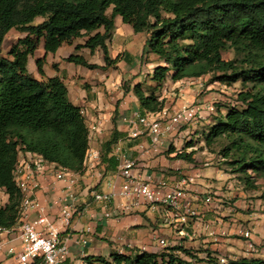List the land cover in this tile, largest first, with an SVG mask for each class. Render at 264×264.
<instances>
[{
	"label": "trees",
	"instance_id": "obj_1",
	"mask_svg": "<svg viewBox=\"0 0 264 264\" xmlns=\"http://www.w3.org/2000/svg\"><path fill=\"white\" fill-rule=\"evenodd\" d=\"M108 9L109 16L105 14ZM46 16L33 24L36 18ZM116 16L134 33L147 35L140 58L146 54L156 58L148 74L154 85L144 90L137 82L131 90H124L132 92L142 114L164 109V101L156 93L167 81L212 74L213 82L227 87L240 82L242 88L235 96L239 105L229 106L218 118L209 116L210 124L201 139L245 187L255 190V181L264 179V0H0V190L8 197L0 208V229H12L19 221L23 196L14 183L13 171L20 152L81 173L89 149L82 109L69 101L60 77L45 76L44 59L36 60L41 79L32 78L26 68L29 57L41 40L47 54L85 38L75 49L101 50L105 67L120 60L128 63L131 56L127 52L114 59L108 56L106 41ZM11 30L24 36L4 57L1 45ZM228 49L240 57L239 64L222 58ZM65 62L88 70L104 68L77 54L69 55ZM116 115L115 110L113 124ZM116 135L114 129L104 144V154ZM172 152L177 160L193 161L192 153L184 149ZM177 252L192 256L186 249L168 247L157 253L87 256L83 264H188ZM205 262L264 264V259L240 257L221 262L208 254Z\"/></svg>",
	"mask_w": 264,
	"mask_h": 264
},
{
	"label": "crops",
	"instance_id": "obj_2",
	"mask_svg": "<svg viewBox=\"0 0 264 264\" xmlns=\"http://www.w3.org/2000/svg\"><path fill=\"white\" fill-rule=\"evenodd\" d=\"M111 13V9H110ZM110 13L108 15H110ZM106 14V13H105ZM12 31V30H11ZM10 31V32H11ZM131 27L125 25L119 16L114 18V28L109 42L119 46V51L114 54L113 59L127 52L131 59L128 63L120 60L115 64L117 71H100V74L92 82L89 80L91 70L83 76L81 67L76 66L74 72H79L80 80H72L73 85L65 84L69 101L82 108L86 124L89 128L96 127V130H89L88 152L96 158L84 164L81 173H71L75 179V184L71 188L58 180L55 176L59 170L55 164L45 163L37 177L38 186L33 195V199L42 209V213L58 231V239L65 242L69 256L64 264H83V259L87 256H102L108 258L111 253L132 254L142 251L157 253L164 248L180 247L188 249L192 256H185L177 252L179 256L188 264H196L197 256L206 264L208 254L220 260H233L240 257L264 259V215L248 212H236L226 209L220 202L226 198L227 192H222L221 180L228 178L219 167L211 163L197 164L209 159L200 158L195 151L202 149L205 153L207 149L201 139L202 130L210 124L209 113L205 110L209 103L208 96L196 98L201 92V86H188L193 79H185L178 82L167 81L156 93L164 101V109L175 111L183 106L201 102L204 110L201 112L199 125H194L188 130H174L166 134L158 146L151 145L145 131L134 124L136 115H141L136 98L132 92L124 93L113 83V80L120 81L127 74L133 73L137 57L141 52L133 47H127L126 38L133 36ZM106 45L109 47V42ZM145 41V39H144ZM83 42H74V47ZM62 50L60 47L49 57L44 51L41 55L53 68L57 65L58 70H64L61 59L67 58L63 53L56 54ZM87 49H81L84 52ZM98 50H95L97 52ZM35 54L38 56L35 52ZM81 55L90 64L100 67L104 65L87 58L84 53ZM56 56V57H55ZM67 65V64H66ZM142 74V71L137 74ZM46 77L58 76L61 72L50 70L44 72ZM39 80V79H38ZM91 84L85 88L83 84ZM99 84L104 86L100 87ZM115 90V91H111ZM107 92V96L105 95ZM117 112L114 124L112 118ZM136 124V123H135ZM117 135L115 142L110 146L107 154L104 144L112 137L113 130ZM138 129L140 135L132 137L133 130ZM189 132V133H188ZM190 136L185 139V136ZM193 135V138L191 137ZM199 139V140H198ZM194 140L196 144L189 143ZM184 149L186 153H192V162L175 159V152ZM35 155L30 153H20L19 162H27L32 165ZM130 163L131 173L139 180L156 185L164 182L171 187L178 188L182 181L192 183L184 185L186 191V204L191 208L192 214L185 215L182 207L176 209L163 205L160 202L144 203L140 201L137 206L128 199L120 195L123 179L120 172L125 164ZM209 172V174H208ZM0 208L5 206L8 197L0 190ZM109 194L112 197L110 204L102 201H95L93 194ZM214 194L213 202L205 203L208 194ZM231 192L229 193V195ZM228 195V194H227ZM211 197V196H210ZM73 198L76 212L72 215L69 225H64L61 220V207L65 200ZM223 208V209H222ZM222 212V216H228L229 223L221 222L215 215ZM196 216V217H193ZM37 217V213L32 210L26 214L28 220ZM231 222H241L238 228ZM228 225H231L230 228ZM241 228L251 229L253 232L252 243L254 252H249L246 242L240 234ZM169 233V240L166 241L163 233ZM234 232L240 237V242L235 244L238 253H228L230 245L225 235ZM164 242V246L160 245ZM233 245V244H232ZM196 247V248H194ZM197 252L189 251L193 249ZM9 249H13V254H9ZM20 250V242L15 232H0V264H18L16 253ZM237 253V254H236Z\"/></svg>",
	"mask_w": 264,
	"mask_h": 264
},
{
	"label": "built area",
	"instance_id": "obj_3",
	"mask_svg": "<svg viewBox=\"0 0 264 264\" xmlns=\"http://www.w3.org/2000/svg\"><path fill=\"white\" fill-rule=\"evenodd\" d=\"M239 103H235L236 106ZM213 106H208L207 111L213 112ZM200 109L197 106H183L172 113H169L165 109L157 113H144L136 115L135 120L131 121V124L141 127L153 146L161 144L162 139L166 134L176 130L177 127L187 126L193 124L198 115ZM136 123V124H135ZM95 131L96 127L91 128ZM132 137L140 135L138 129L133 130ZM35 155V154H34ZM86 156L89 161L95 159L91 153L87 151ZM86 161V160H85ZM47 163L40 156L35 155V160L32 165L27 162L19 163L13 171V180L16 187L22 194V201L20 205V217L18 224L8 230L0 229L1 231L15 232L20 242V250L15 254L18 264H64L69 256V250L65 242L58 239V231L53 224L48 220V217L42 213V209L33 199V195L38 186L37 177L40 174L42 166ZM132 165L130 163L125 164L120 172V177L123 179V183L120 189V195L125 199L133 202L135 206L140 201L144 203L160 202L163 205L172 208L184 209L185 215H191L192 211L186 204L183 205L186 200V191L184 185L187 182L182 181L180 187H171L164 182H160L156 185H150L138 179L131 173ZM55 176L58 180L63 181L67 188H71L75 184V179L72 177L71 172L59 168L56 171ZM95 201H102L106 204H110L112 197L109 194H93ZM211 197L205 198V203L209 204ZM73 198L65 200L61 207V220L64 225H69V221L72 215L76 212ZM34 210L37 213V217L33 220H28L26 214L29 211ZM240 234L249 252H254L255 247L252 243L253 232L251 229H241ZM160 245L164 246V242L160 241ZM9 254H13V249H9ZM224 262V260H220Z\"/></svg>",
	"mask_w": 264,
	"mask_h": 264
},
{
	"label": "rangeland",
	"instance_id": "obj_4",
	"mask_svg": "<svg viewBox=\"0 0 264 264\" xmlns=\"http://www.w3.org/2000/svg\"><path fill=\"white\" fill-rule=\"evenodd\" d=\"M110 13V9H108L106 11V15L109 16L108 14ZM48 16H46L45 18H36L33 21V24H39L41 23L43 20H45ZM127 25V24H125ZM128 26V25H127ZM130 27V26H128ZM133 36H129L126 38V42H127V47L131 48L133 47L134 49L140 51L142 53L144 46H145V41L147 38V35L144 33H134L132 34ZM24 35L21 33L16 32L15 30H12L11 32H9L1 45V54L4 57H8L7 53L11 47V45L18 39L23 37ZM111 39V38H110ZM109 39V40H110ZM108 40V42H109ZM85 38H80V39H76L73 40L70 44H64L62 47V52H58L56 54L60 55L61 53H63L65 56H69V55H73V54H77V55H81V53H84L85 56L89 59H91L94 62L100 63L102 65H104L102 69V71H106V70H113V71H117V68H115V64H108V66L105 67V63L103 62V55H102V51L99 49L97 52L93 51L90 52L88 49L85 50L84 52L80 50H76L74 47V42H84ZM83 49V48H82ZM108 49V56L110 59H113L114 54L116 52H118L119 46L116 47L114 45V43L109 42V47L107 46ZM43 50V41L41 40L39 43V46L37 48V50L35 51L37 54H39L38 56L34 53L33 56L29 57L28 62H27V73L34 79H41L37 67H36V60L37 59H44L43 56L41 55ZM45 53V52H44ZM54 53H47V55H49V57H51V55ZM55 56V57H56ZM82 56V55H81ZM222 58L224 60H237V63H240V57L237 56L235 54V52L232 49H228L227 51H225L224 53H222ZM137 62L134 66L133 69V73L134 74H130V77H128L127 74H125L120 81L117 80H113L114 84H117V88L119 90L124 91L125 89H129L131 90L132 86L137 83L140 82L143 89L144 90H149L150 87H152L154 84L150 81L148 74H150V72L152 71L153 67L156 65L155 61L156 58L152 55V54H146L144 55L142 58H138L137 57ZM61 62L63 63L64 66V70H58L56 67L57 65L53 64V70H57L58 72H61V79L63 81L64 84H68V85H73L72 84V80H80V74L79 72H74V70H76V65L71 64V63H67L65 62V58L61 59ZM67 64V65H66ZM50 65L47 63V60L44 59V63L42 66L43 72H50ZM81 73L83 74V76H86V74H88V69L81 67ZM91 74H89V80L90 81H94L95 78L100 74L99 70H91ZM142 71V74H137L138 72ZM213 75L212 74H208L205 75L203 77L197 78V79H193L189 82L192 83H188V86L190 87H194V86H201L200 89L201 92H199L196 96V98L199 97H204V96H208L209 100H207L205 103H209L208 106H213V112L209 113L207 111V108L205 109L208 113L210 117H216L218 118L219 115L221 113H224L226 109H228L229 106L235 105L236 100H235V96L237 94V92H239L241 90V84L240 82H237L235 84H233L230 87L221 85L218 82H213ZM72 79V80H71ZM83 86L85 88H89L91 86V84H89L88 82L83 84ZM100 87L104 86L102 84H99ZM112 92L115 90H111ZM105 95L107 96V92H105ZM216 102L218 104H216ZM191 105L197 106L200 109V114L198 115L199 117H197L196 121L193 124L187 125V126H182V127H177L176 130L178 131H182V130H188L190 128H192L194 125H199V121L201 120V112L204 110L201 102L198 103H193ZM190 106V105H188ZM207 106V107H208ZM82 109V108H81ZM168 111V110H166ZM169 113H172L173 111H168ZM216 113V116H212L213 113ZM88 127V126H87ZM88 130H91V128L88 127ZM190 132V130H188ZM205 130H202V132ZM188 132V133H189ZM190 135L187 134L185 136V139H187ZM192 139L193 135H191ZM199 140V139H198ZM189 143H193L196 144L195 146H197L199 143H195L194 140L190 141ZM214 151L217 152L218 148L217 146H215ZM202 149L197 148V150L195 151L196 153H198L200 158L203 159H209L206 160L204 162H198L197 164H205V163H211L213 166H217L219 168H221V170L224 171V173L228 174V178L226 180V178H223V180H221L220 182V186L222 184L223 188L221 189L222 192L226 191V198L222 199V202H220V205H222L224 208L226 209H231L232 211H236V212H248V213H257L259 215H264V179H257L255 181V187L256 189H249L247 187H245V185L242 183V181L238 180V175H232L230 174L229 171V167L226 166L224 164V162L221 160V158L216 154V153H210L208 150L205 153H202ZM20 153H24V152H20ZM19 153V156H20ZM19 156H18V162L17 165L20 163L19 162ZM86 160V164H88L89 162V158L86 156L85 157ZM85 160H84V164H85ZM16 165V166H17ZM209 174V172H208ZM253 176V174H250ZM188 184L192 183L191 180L187 181ZM4 192V191H3ZM231 192V194L229 195V193ZM209 197L211 196V202H213L212 198L215 197L214 194H208ZM0 197H1V193H0ZM223 209V208H222ZM221 222L223 223H229L227 221V219L229 218L228 216H222V212H219L218 214L215 215ZM196 217V216H193ZM232 224H234V227L238 228V225H241V222H231ZM228 227H231V225H228ZM241 229H245V228H241ZM163 237L165 238L166 241L169 240V233L168 232H164L163 233ZM225 239L228 240L227 243L231 244L230 245V249L227 250L228 253H231L230 251L234 252H239L241 250H238V248H236V246H234L235 244L240 242V237L235 234L234 232L231 233H227L225 236ZM233 244V245H232ZM196 248V247H194ZM190 249L189 251H192L193 253H195L196 249L194 250ZM188 250V249H187ZM197 253V252H196ZM236 253V254H237ZM192 255V254H191ZM197 260H195L196 264H202V260H199L197 256H195Z\"/></svg>",
	"mask_w": 264,
	"mask_h": 264
}]
</instances>
